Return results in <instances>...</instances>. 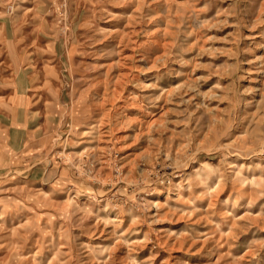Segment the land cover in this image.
Listing matches in <instances>:
<instances>
[{
	"label": "rangeland",
	"instance_id": "obj_1",
	"mask_svg": "<svg viewBox=\"0 0 264 264\" xmlns=\"http://www.w3.org/2000/svg\"><path fill=\"white\" fill-rule=\"evenodd\" d=\"M0 264H264V0H0Z\"/></svg>",
	"mask_w": 264,
	"mask_h": 264
}]
</instances>
